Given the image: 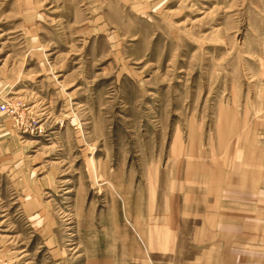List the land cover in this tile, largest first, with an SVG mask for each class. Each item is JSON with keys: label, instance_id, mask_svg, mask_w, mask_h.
Wrapping results in <instances>:
<instances>
[{"label": "rangeland", "instance_id": "374dc122", "mask_svg": "<svg viewBox=\"0 0 264 264\" xmlns=\"http://www.w3.org/2000/svg\"><path fill=\"white\" fill-rule=\"evenodd\" d=\"M2 105L0 264H221L184 196L264 155V0H0Z\"/></svg>", "mask_w": 264, "mask_h": 264}, {"label": "crops", "instance_id": "0c3cea01", "mask_svg": "<svg viewBox=\"0 0 264 264\" xmlns=\"http://www.w3.org/2000/svg\"><path fill=\"white\" fill-rule=\"evenodd\" d=\"M243 159L247 163L230 161L228 172L220 166L223 173L214 174L209 179L211 183L201 185L198 181L197 187L191 183L194 193L190 190V195L184 196L189 211L201 212L203 209L210 213L206 215L209 223L205 226L221 231L223 247L232 242V250H224L229 260L221 261V264L264 263V256L245 247L246 239H256V235H247L249 228H264V155L251 157L245 152ZM236 165H241L242 172L234 173ZM252 234H258V231L253 230Z\"/></svg>", "mask_w": 264, "mask_h": 264}, {"label": "built area", "instance_id": "2783aa9c", "mask_svg": "<svg viewBox=\"0 0 264 264\" xmlns=\"http://www.w3.org/2000/svg\"><path fill=\"white\" fill-rule=\"evenodd\" d=\"M0 108L4 111V110L8 109V105H2Z\"/></svg>", "mask_w": 264, "mask_h": 264}]
</instances>
